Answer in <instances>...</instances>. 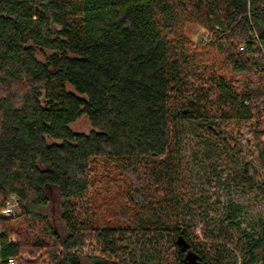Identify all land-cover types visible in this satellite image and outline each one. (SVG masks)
<instances>
[{
  "label": "trees",
  "instance_id": "obj_1",
  "mask_svg": "<svg viewBox=\"0 0 264 264\" xmlns=\"http://www.w3.org/2000/svg\"><path fill=\"white\" fill-rule=\"evenodd\" d=\"M263 98L264 0H0V264H83L88 243L91 264H192L180 237L195 264H264V214L242 228L230 199L197 247L181 187L191 134L264 199ZM229 121L251 124L261 182Z\"/></svg>",
  "mask_w": 264,
  "mask_h": 264
},
{
  "label": "rangeland",
  "instance_id": "obj_2",
  "mask_svg": "<svg viewBox=\"0 0 264 264\" xmlns=\"http://www.w3.org/2000/svg\"><path fill=\"white\" fill-rule=\"evenodd\" d=\"M185 34L196 46L204 45L210 40L208 31L198 24H187ZM261 104L262 107H264V98ZM217 124L220 125L222 129L229 132V134L238 141L243 150L240 157L253 164L258 174L257 176L253 175L252 171H250V174L256 178L257 182H261L263 177L262 167L257 161L255 148L248 145L249 140H253L251 124L242 121L217 122ZM69 127L72 131L77 133H89L92 130L91 124L86 117L80 118L76 122L70 124ZM184 139L185 145L182 149L184 174L183 180L181 181V187L185 190L183 191L184 202L191 206L195 211V216L188 215L186 220L192 218L194 221V230L191 238L194 240L197 247L200 243L206 245L209 244L205 237V229L210 230L217 221L222 220L225 205L230 199L245 205L246 212L242 217V228L247 227V225L251 224L254 219L264 214V199L258 195L255 188L250 187L251 185L247 180L243 181V177L240 176L238 182L230 181L228 176L234 174L236 169L230 166L228 160L222 159L223 161L221 163L223 166H219L217 169L212 170L207 162H201L195 157L198 150H204L203 145L199 143L197 138L191 134H187ZM250 154H253V157H249ZM225 166H228V168ZM213 172L216 173L215 176L212 175ZM220 174L221 176H219ZM219 180L222 182L221 185L219 184ZM201 197L206 199L204 204H200L203 210H199L196 205H192L194 202L199 203ZM11 205L14 206V214H17V200L15 198H10L6 208ZM221 225L222 228L232 229V226H228V223L222 221L217 230V234L221 233ZM233 234L237 235L236 233ZM12 240L15 241V237H13ZM235 247L237 248V246ZM172 251L173 249L170 250V253ZM80 252L84 256L82 261L83 264H91V262L85 257L91 254H99L95 251V243H88L80 250ZM24 258L31 260L28 256H25ZM40 258L43 262H47L45 251L38 256V259ZM34 261L35 259H32V262ZM127 262L126 264H128Z\"/></svg>",
  "mask_w": 264,
  "mask_h": 264
},
{
  "label": "water",
  "instance_id": "obj_3",
  "mask_svg": "<svg viewBox=\"0 0 264 264\" xmlns=\"http://www.w3.org/2000/svg\"><path fill=\"white\" fill-rule=\"evenodd\" d=\"M178 245L182 247L183 250H188V252L186 253V258L185 260L192 263V264H195L198 262V256L196 253H194L193 251L190 250V245L182 238L180 237L178 239Z\"/></svg>",
  "mask_w": 264,
  "mask_h": 264
},
{
  "label": "built area",
  "instance_id": "obj_4",
  "mask_svg": "<svg viewBox=\"0 0 264 264\" xmlns=\"http://www.w3.org/2000/svg\"><path fill=\"white\" fill-rule=\"evenodd\" d=\"M13 207L14 206L11 205L8 208H6L5 210H3L1 215L6 217V218H10L14 214V212H13L14 208ZM10 264H14V262L10 261Z\"/></svg>",
  "mask_w": 264,
  "mask_h": 264
}]
</instances>
